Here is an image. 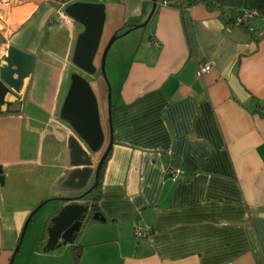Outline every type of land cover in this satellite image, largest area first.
Here are the masks:
<instances>
[{
  "label": "crops",
  "instance_id": "0c3cea01",
  "mask_svg": "<svg viewBox=\"0 0 264 264\" xmlns=\"http://www.w3.org/2000/svg\"><path fill=\"white\" fill-rule=\"evenodd\" d=\"M103 3L102 47L152 7ZM60 4L0 0V65L10 45L34 56L20 100L0 107V264H9L42 201L71 195L63 183L76 135L59 111L82 26ZM241 9L258 11L249 23L264 28V0H169L129 31L111 61L125 57L96 201L106 221L91 220L72 244L43 251L49 219L63 205L49 201L32 215L12 264H264V35L236 24ZM201 61L212 69L197 77ZM102 82L93 83L101 95ZM172 163L184 171L177 180L166 174ZM136 227L147 236L136 238Z\"/></svg>",
  "mask_w": 264,
  "mask_h": 264
},
{
  "label": "water",
  "instance_id": "95a60500",
  "mask_svg": "<svg viewBox=\"0 0 264 264\" xmlns=\"http://www.w3.org/2000/svg\"><path fill=\"white\" fill-rule=\"evenodd\" d=\"M151 11L145 21L114 33L100 54L99 67L95 63L100 53L101 38L106 19L105 4L103 2H73L63 8V12L82 26L77 35L71 61L78 69L93 75L99 68L104 74V61L112 43L119 37L126 35L130 30L145 26L153 16L158 0H150ZM168 1V0H165ZM34 56L10 45L0 65V107L9 106L20 100V89L24 79L30 74ZM108 87V85H107ZM108 143L101 156H95L104 147L105 132L102 125L97 96L91 83L77 72L70 75V84L62 101L59 115L66 122L75 136L69 138L70 170L63 186L71 195L56 197L42 201L26 219L18 245L14 249L9 261L12 264L15 253L20 245L21 238L32 217L40 206L49 201H61L63 205L50 217L47 225L46 242L43 251H51L65 244H72L80 230L91 220L105 222L100 211L92 209L90 194L98 182L99 171L113 142L111 122L110 88L108 87ZM9 96L14 100L7 99ZM95 162V163H94ZM92 179V183L90 181ZM4 183V175L0 166V184Z\"/></svg>",
  "mask_w": 264,
  "mask_h": 264
},
{
  "label": "rangeland",
  "instance_id": "374dc122",
  "mask_svg": "<svg viewBox=\"0 0 264 264\" xmlns=\"http://www.w3.org/2000/svg\"><path fill=\"white\" fill-rule=\"evenodd\" d=\"M105 2L106 0H91V2ZM142 29V28H140ZM136 31V30H134ZM129 32L130 34H126L124 36H121L119 38H117L112 45L110 46L106 57H105V61H104V74H101V71L99 69L96 70V72L93 75H89L87 73H84L83 71H81L80 69H78L76 66H74L73 70L77 73H79L80 75H82L84 78H86L90 83L91 82H98L101 83L102 81V85L104 89H108V87L110 88V92H111V96H110V101H111V105H112V95L114 94V89H115V81H117V79L121 78L122 72L125 69V57L122 56L121 58V62L123 63V65L120 63L119 66L116 64V67H113V62L112 61V56H113V51L116 49L117 46L123 45V47L126 46V44H129L130 40H127L126 37H128L129 35H133L132 33L135 32ZM124 59V61H123ZM96 61V60H95ZM100 80H102L100 82ZM108 85V87H107ZM99 92V91H98ZM95 94L97 96V100H98V106H99V112H100V117L101 119L104 117V115L106 116L107 122H108V101L106 100V96L104 95V97L102 98V95H100L95 91ZM114 96V95H113ZM110 105V106H111ZM50 202H46L47 205ZM46 207V206H45Z\"/></svg>",
  "mask_w": 264,
  "mask_h": 264
},
{
  "label": "built area",
  "instance_id": "2783aa9c",
  "mask_svg": "<svg viewBox=\"0 0 264 264\" xmlns=\"http://www.w3.org/2000/svg\"><path fill=\"white\" fill-rule=\"evenodd\" d=\"M60 8H64L66 5L73 3V2H90L91 0H60ZM166 2H163L162 5H165ZM61 13H63V10L61 9ZM259 13L256 10H248V9H241L238 13V16L236 17V24L239 26L245 27L250 33L255 34L256 36H262L264 35V28L255 29L250 23L249 20L253 17L258 16ZM148 44L157 46L158 43L154 37H150L148 39ZM212 69V65L208 61H201L198 63L197 69H196V75L197 77H201L203 74L209 72ZM166 174L172 179L177 180L180 177L184 175V171L180 168V166L176 163H172L168 166ZM148 231L146 229L136 227L134 229V236L136 238H142L147 236Z\"/></svg>",
  "mask_w": 264,
  "mask_h": 264
},
{
  "label": "trees",
  "instance_id": "16d2710c",
  "mask_svg": "<svg viewBox=\"0 0 264 264\" xmlns=\"http://www.w3.org/2000/svg\"><path fill=\"white\" fill-rule=\"evenodd\" d=\"M195 1H197V0H195ZM107 156H108V154H107ZM107 156H106V158H107ZM106 158L104 159V162H103V164H102V166H101V169H100V171H99L98 183H97V185L95 186V188L92 190V196H93V199H92V201H93L92 209H93V210H96V211H99V209H98V207H97V203H96V201H97V199H98V195H99V186H100L101 173H102L103 166H104V163H105ZM86 224H88V222H87ZM80 247H81V246L78 245V244H76V243H74V244L72 245V252H73V255H74V259H75V260H77L78 257H79Z\"/></svg>",
  "mask_w": 264,
  "mask_h": 264
},
{
  "label": "flooded vegetation",
  "instance_id": "af4514ba",
  "mask_svg": "<svg viewBox=\"0 0 264 264\" xmlns=\"http://www.w3.org/2000/svg\"><path fill=\"white\" fill-rule=\"evenodd\" d=\"M169 1V0H168ZM168 1H165V0H161L160 2H159V4L158 5H162V3L163 2H168ZM166 5V4H165ZM121 33V32H120ZM112 37V36H111ZM110 37V38H111ZM110 40V39H109ZM108 40V41H109ZM107 41V42H108ZM107 42L103 45V47H102V43H101V45H100V53L98 54V56L100 57V54H101V52H102V50H103V48H104V46L107 44ZM98 67H99V65H98ZM99 69V68H98ZM93 83L94 82H91V85H92V88L94 89V91H95V88L93 87ZM97 92V91H96ZM108 89H106V91L104 92V94H102V98L104 97V95L106 96V100L108 101ZM101 95V94H100ZM103 128H104V132H105V143H104V147L101 149V151L98 153L99 154V157L101 156V154L103 153V151H104V149H105V147L107 146V143H108V129L107 128H105L104 126H103ZM109 153V152H108ZM98 183V182H97ZM90 196H91V198L93 199V196H92V192H91V194H90Z\"/></svg>",
  "mask_w": 264,
  "mask_h": 264
}]
</instances>
